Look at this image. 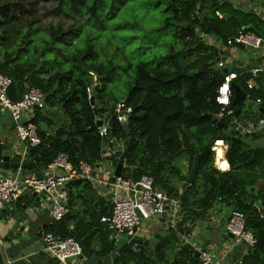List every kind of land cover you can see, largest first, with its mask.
Returning a JSON list of instances; mask_svg holds the SVG:
<instances>
[{"label": "trees", "instance_id": "16d2710c", "mask_svg": "<svg viewBox=\"0 0 264 264\" xmlns=\"http://www.w3.org/2000/svg\"><path fill=\"white\" fill-rule=\"evenodd\" d=\"M104 2L0 0V73L11 78L7 96L18 101L27 87L38 88L44 94L45 108L35 110L31 119L39 143L26 145V160L41 172L59 153H65L72 167L79 169L81 163L94 166L104 160L106 144L111 150L113 141L122 143L125 168L121 177L130 178L132 168L138 176H152L155 187L178 198L182 219L177 230L167 229L163 233L152 257L139 246H134L139 249L135 251L133 245L119 248L113 254L108 228L100 220L111 211L109 194L99 193L98 187L88 180L75 177L66 185L65 216L51 221L44 229L61 238L75 239L85 257L110 256L111 264H196L198 258L193 248L179 235L189 233V227L183 226L189 218L204 215L212 203L218 204L219 190L221 196L234 201L231 210L244 214L245 228L256 238L241 264H264V217H260L264 215V145L255 152V147L249 148L245 139L227 140L226 158L231 168L220 173L213 167L210 146L223 130L203 116L209 113L215 117L222 111L225 116L220 121L229 125L233 117L240 119L238 109L248 107L256 99L261 101L257 109L259 117L262 116L264 73L256 78L258 87L250 88L247 84L252 76L250 68L234 79L247 95L246 102L226 107L215 102L224 67L217 68L221 54L205 37L226 45L227 39L243 26H250L251 32L264 36L263 21L252 12L231 6L227 0H153L147 10L157 11L162 27L174 28V45L167 52L169 61L165 65L149 64L143 58L134 63L131 53L119 48L116 42L111 50L114 52L108 56L104 50L101 59L91 33L81 38L82 26L101 24L99 8ZM46 3H51L49 14L59 16L60 20L41 26L44 15L40 9ZM110 8L111 18L118 12L124 16L129 0H111ZM226 14L231 17H225ZM138 20L136 14L127 22L121 17L124 24L138 25ZM142 44L149 54L153 52V57H158L154 51L156 43ZM121 59L126 67L118 80L115 75ZM89 72L100 83L91 99L86 92L92 83ZM119 101L132 108L123 123L115 118ZM97 119L106 123L111 142L99 135ZM143 145L144 154L139 160ZM181 156L188 157L189 168L198 157L199 166L194 183L188 189L184 183L182 191L177 192L170 182L171 163ZM185 178L180 176L182 181ZM217 211L222 214L223 208ZM175 244H179L176 259L170 254Z\"/></svg>", "mask_w": 264, "mask_h": 264}, {"label": "built area", "instance_id": "2783aa9c", "mask_svg": "<svg viewBox=\"0 0 264 264\" xmlns=\"http://www.w3.org/2000/svg\"><path fill=\"white\" fill-rule=\"evenodd\" d=\"M218 17L222 15L216 11ZM209 38V37H205ZM261 36L247 30H239L236 35L227 39L229 46H242L248 50L260 49ZM226 60L220 59L217 68L224 67L222 81L220 82L215 102L220 106H228L233 96L231 83L234 82L237 73L229 71L226 67ZM264 72V66L251 69L252 77H257L259 72ZM92 76V83L86 89L88 99H91L92 92L96 85V76ZM11 85V78L0 73V113L7 114L15 122V134L19 141L25 145L35 146L39 143V137L36 126L31 122L35 110L45 108L44 94L35 87H27L22 97L18 101H12L7 96V90ZM248 86H251L248 83ZM260 99H256L255 104H260ZM132 108L124 101H119L115 106V118L123 123L125 118L130 115ZM225 114L219 111L216 118L220 120ZM23 122V123H21ZM231 124L241 135H251L259 133L264 129V115L247 122H240L235 117ZM99 135L103 138H109L107 125L103 122L98 126ZM228 142L225 139L216 137L210 146L213 155V167L220 173L230 170V164L226 158ZM21 159L26 158V148L21 153ZM104 156V153L102 154ZM105 158V157H103ZM98 168L93 173V166L81 163L79 169H75L68 161L65 153H59L53 161L47 166V172L42 179H37L34 173L26 174L24 169H0V208L11 210L23 192L43 196L41 203L51 221L61 220L67 212L68 190L67 182L75 177H81L88 180L94 187L104 186L108 192L111 211L108 215L101 217V222L105 223L107 228L116 231L118 234H129L134 236V228L140 229L143 221L150 220L156 216L164 215L170 210L169 219L166 224L167 229H178V217L180 215L179 200L171 197L167 193L154 186L153 177L148 174L138 176L136 182L130 178L114 177L113 173L103 175V160L98 162ZM113 178V179H112ZM260 217H264L260 214ZM226 230L233 235L234 243H244L248 251L254 247L256 238L245 228V216L238 210H230L228 219L225 223ZM42 240L43 250L53 256L60 262L82 256V249L75 239L71 237L61 238L42 228L39 232ZM185 243L190 244L189 239ZM133 249L138 251L139 249ZM196 264H221L219 258L210 256L203 249H199L198 262Z\"/></svg>", "mask_w": 264, "mask_h": 264}, {"label": "crops", "instance_id": "0c3cea01", "mask_svg": "<svg viewBox=\"0 0 264 264\" xmlns=\"http://www.w3.org/2000/svg\"><path fill=\"white\" fill-rule=\"evenodd\" d=\"M227 2L231 6H235L236 8H240L239 5H241L242 2H246L248 7L244 10L254 13L256 17L262 20L264 23V0H227ZM205 39L208 44H214V47L221 54V59L226 60V64H228V67L233 65L237 67H245L246 70L247 68L254 69L264 66V45L260 49L246 50L247 54H241L240 49L243 48L242 46H229L227 44L224 45L221 42H214L212 37ZM263 73L264 72L261 71L258 73V75ZM257 77L253 78L251 76V78L247 81V84L250 83L251 86L248 87H258V82L256 80ZM246 100L247 97L243 102H246ZM249 104L248 107L237 110L238 113L241 112L240 119L236 118L238 121L247 122L250 120H255L259 117V109H257V105L254 102H249ZM4 117V119L9 121L8 133L14 135L15 138L12 139L11 137H9L7 132L4 130L5 134H3V137H0V139L7 145H13V149L16 152L21 153L23 150H25L26 145L25 143L18 140L15 134V129H11L12 120L10 119V117L7 114H5ZM231 129L234 130V126L230 123L227 128V133ZM243 139H245V142L249 148L255 147L256 152L259 147L264 145V129L259 133L250 136L241 135V138L236 141H240ZM118 148H122V143H119ZM114 150L115 148L110 150L107 144L104 146V176L113 173V167L110 165L111 159L109 158V156L112 155ZM171 165V169L173 168V172L170 174L171 186H173L177 192H180L182 191L183 185L184 183H186V179L190 172L188 157L181 156L180 158L173 160ZM124 168L125 163L122 169V173L124 171ZM46 172L47 169H43V171H41L43 175H45ZM256 173L259 174L258 171ZM183 175H185L186 177L185 181L180 180V176ZM259 182L255 185L258 186ZM98 191L99 193L108 192L104 186H99ZM27 196H29L31 199ZM228 200L231 199L228 198ZM33 201L34 199L32 198L31 193L25 191L23 192L21 198L14 203L11 210L5 207L0 208V243L3 254L8 264H111L110 256L100 258L96 256L85 257L82 255L77 258L68 259L65 262H60L50 254L45 252L43 250V244L39 232L42 228L50 224L51 219L47 215L44 209V205L42 203L33 205ZM26 202L29 203L27 204ZM211 205L212 207L209 208L204 215H201L199 217L193 216L192 218H189L183 225L184 227H189V233L179 235L183 242H185L186 239H189V245L193 248L194 252L196 246H198V249H202L204 247V243L207 240L211 241V244L208 245L207 248L212 249V243L220 238L219 235L222 230L219 228V220L222 214H219L217 209L220 207L223 208L224 205L220 203H212ZM179 209L180 215L178 217V223L182 219L180 204ZM169 211L170 210H167V212L162 216H156L151 218L150 220L143 221V223H146L148 225L147 228L150 231L149 234H158L159 240L161 239L163 233L167 230L166 224L169 219ZM208 221L211 222V225H209L208 228L205 229L204 224H206V222ZM118 249L119 248L114 245L113 254H115ZM178 249L179 244H175V247L170 251L171 258H177Z\"/></svg>", "mask_w": 264, "mask_h": 264}, {"label": "water", "instance_id": "95a60500", "mask_svg": "<svg viewBox=\"0 0 264 264\" xmlns=\"http://www.w3.org/2000/svg\"><path fill=\"white\" fill-rule=\"evenodd\" d=\"M224 16L228 18L231 17V15H227V14ZM241 29L247 30V31L253 30V28L250 26H247V27L243 26ZM261 38L262 40H261L260 46H263L264 36H261ZM250 50H257V49L252 48ZM228 70L238 74L241 71H244L245 67H237V66L232 65L228 67ZM99 87H100V83L98 82L95 85L94 90L97 91ZM231 88L233 92L231 104L232 105L242 104L245 98L247 97L245 92L235 82L231 83ZM91 104L93 105V102H91ZM262 114L264 115V110L262 111ZM203 116L208 117L218 127L222 128L223 132H221L217 137L225 139V140H230V141L239 140L241 138V134L239 133V131L235 129L234 130L231 129L227 133L228 124L223 123L222 121L218 120L216 117H213L212 114L206 113ZM96 124L97 126L100 127L103 125V122L100 119H97ZM11 126L12 127L15 126L14 121H11ZM124 128L127 129V126L124 125ZM113 143H114L113 147L115 148V150L112 153L110 165L113 167V176L121 177L122 169L125 163L124 155H123L124 151L122 148H118L119 147L118 142L113 141ZM144 150H145V146L143 145L140 150L139 160L142 159ZM252 157L250 159H252ZM198 166H199V158L196 157L192 163L189 175L186 179V183H187L186 189H188V187L194 183L196 174L198 172ZM18 168L24 169L26 174L34 173L37 179L43 178V173H41L40 171H37L33 167V164L30 161H27L26 158L21 159V154L19 152H16L13 149V145H9V144L7 145L0 139V169L9 170V169H18ZM97 168H98V164L93 166V173L97 171ZM130 179L133 182H136L138 179V174L135 168L131 169ZM31 196L34 199L33 205H37L41 203L43 199V196H41L40 194H37L35 191L31 193ZM216 197H217V202L224 205L223 213L219 220L220 221L219 228L222 230V232L219 235L220 238L217 239L214 243H212L213 245L212 249L207 248L208 245L211 244L210 240H207L204 243V247L202 249L206 251L210 256L214 258H219L221 260V264H241L242 258L248 253V247L244 243H234L233 235L229 233L225 228V223L228 219V214L234 204V201L228 200L227 197L221 196V193L219 190L217 191ZM26 203L28 204L29 202H26ZM209 225H211L210 221L204 224V228L205 229L208 228ZM138 231L139 229L134 228V232H136V234L132 236L129 234H118L116 231H112L108 229L107 234L110 238L111 245L113 246L116 245L118 248H122L126 245H136L142 248L149 257H152L154 254V248L159 241V235L158 234L139 235ZM194 256L199 257L198 246H196ZM0 258H1L2 264H8L3 254L1 243H0Z\"/></svg>", "mask_w": 264, "mask_h": 264}, {"label": "rangeland", "instance_id": "374dc122", "mask_svg": "<svg viewBox=\"0 0 264 264\" xmlns=\"http://www.w3.org/2000/svg\"><path fill=\"white\" fill-rule=\"evenodd\" d=\"M150 1L153 0H129L128 11H123L124 16L126 17L122 16L118 12L115 16L111 18V0H105L103 7L99 8V13L102 19L101 24L99 22H96V25L94 27H89L87 25L82 26L81 29H83V34L81 38L91 33V35L93 36L94 46L98 49L99 53L101 54V59L104 58V50L106 55L108 56L114 52L111 50L115 48L114 46H116V42L118 43L119 48L123 47V50L127 51V53H131L130 58L133 60L134 63L143 58V60H145L149 64L165 65L169 61L167 52L170 47L174 45V39L172 34L174 28L162 27L160 23L161 19L158 18L157 11L147 10L148 3ZM43 5L44 8L40 9V13L44 15L41 22V26H46L47 23L50 21L56 22L60 20L59 16L49 14L51 9V3H46ZM132 5H134L135 8L132 9L130 7ZM239 7L240 10H244L247 9L248 6L246 2H242ZM44 9L47 10V12ZM134 14L139 17L138 25H130L128 23L124 24L121 22V17H123L124 21L126 22L127 20L132 21ZM93 22L95 21L93 20ZM103 24L105 25V28H102ZM113 35H115V38L112 37ZM150 42L156 43L154 51L157 53L158 57H153V52L149 54L145 50V46L142 44ZM243 48L240 49L241 54H247V49ZM119 55H121V53H119ZM118 63V69L115 75L117 79L119 76L123 75V70L126 67V63L124 60L121 59L118 61ZM4 116V114L0 113V137H3V134H5V130L8 136L14 139L15 136L11 133H8L9 121L4 119ZM11 129H14V127H11ZM147 227L148 225L142 222L138 234H149L150 231Z\"/></svg>", "mask_w": 264, "mask_h": 264}, {"label": "clouds", "instance_id": "9594fccd", "mask_svg": "<svg viewBox=\"0 0 264 264\" xmlns=\"http://www.w3.org/2000/svg\"><path fill=\"white\" fill-rule=\"evenodd\" d=\"M14 127V126H13Z\"/></svg>", "mask_w": 264, "mask_h": 264}]
</instances>
